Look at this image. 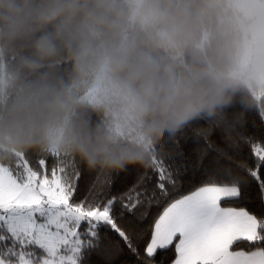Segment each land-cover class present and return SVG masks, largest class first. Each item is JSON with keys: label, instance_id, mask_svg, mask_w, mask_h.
<instances>
[{"label": "clouds", "instance_id": "clouds-1", "mask_svg": "<svg viewBox=\"0 0 264 264\" xmlns=\"http://www.w3.org/2000/svg\"><path fill=\"white\" fill-rule=\"evenodd\" d=\"M256 111L264 0H0V164L148 169L195 122L232 139Z\"/></svg>", "mask_w": 264, "mask_h": 264}, {"label": "snow or ice", "instance_id": "snow-or-ice-1", "mask_svg": "<svg viewBox=\"0 0 264 264\" xmlns=\"http://www.w3.org/2000/svg\"><path fill=\"white\" fill-rule=\"evenodd\" d=\"M209 136L198 164L189 165L178 147L161 151L151 173L116 191L104 175L81 187L80 169L55 158L51 179L27 156L0 164V264H86L93 251L102 264H264V167L218 159L204 166L214 150ZM254 151L264 165V148ZM190 169L183 194L180 177Z\"/></svg>", "mask_w": 264, "mask_h": 264}, {"label": "trees", "instance_id": "trees-1", "mask_svg": "<svg viewBox=\"0 0 264 264\" xmlns=\"http://www.w3.org/2000/svg\"><path fill=\"white\" fill-rule=\"evenodd\" d=\"M239 112L240 109L238 106L229 108L227 110L228 119L233 121ZM207 127H209L208 123L203 120L195 122L191 128L184 129L182 132L178 133L175 138L169 140L168 143L163 146L162 151L165 153H175V150L178 147L180 152L183 154V158L189 163V165L198 164L199 161L197 152L199 149L206 147V144L204 138L202 137L199 138L200 142L197 143L198 137L193 132V128ZM207 139L212 143L214 150L208 151L203 156V165L206 167L210 166L214 159H218L220 165L230 166L232 168H236L240 163H245L253 170H257L259 167H264V165H258V158L256 157L254 151V147L264 148V115H261L259 111L249 112L243 122L241 124H237L235 132L232 133V139L229 138L221 127H212L210 136ZM221 150H224V152L227 153V156H224ZM39 157L40 156L37 155L27 156L30 166L39 171L41 175L44 174L46 169L47 174L51 179V170L54 158H46L45 166H40L37 163ZM180 161L181 158L177 156L176 162L180 163ZM74 165L79 168L81 172V180L78 181L81 187L84 186L85 182L90 183L97 177V175H104L110 176L114 180V183L112 184L114 191L125 187H131L137 179V173H151L152 171L149 168L144 169L140 167H130L127 171L120 172L118 174L90 173L82 166H78L76 164ZM190 175L191 169L188 173H185L180 177L182 183L181 192L183 194H187V191L185 190L187 186L184 185L183 182L188 180ZM201 179L202 178L198 176L195 180V184L197 186L200 185ZM221 205L228 206L225 205L224 201H221ZM232 206L240 207L241 205ZM248 210L253 211V208L249 207ZM145 238L149 237L146 236ZM233 249L238 250L236 249L235 244L233 245ZM120 259L131 260L132 258L130 256H125ZM169 259H171V256ZM85 261L86 264H102L103 257L93 251L85 257Z\"/></svg>", "mask_w": 264, "mask_h": 264}]
</instances>
